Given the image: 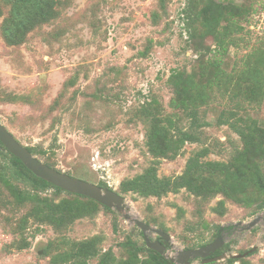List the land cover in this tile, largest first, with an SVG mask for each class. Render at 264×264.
Listing matches in <instances>:
<instances>
[{"label": "rangeland", "instance_id": "1", "mask_svg": "<svg viewBox=\"0 0 264 264\" xmlns=\"http://www.w3.org/2000/svg\"><path fill=\"white\" fill-rule=\"evenodd\" d=\"M195 1L201 5L206 0ZM217 1L230 3L236 12L242 5L252 10L242 20L248 34H237V44L229 47L223 60L227 69L241 67V57L251 47H264V0ZM23 7L29 14L20 20L18 11ZM35 7V0H0V122L21 143L36 149L33 154L43 162L95 184L107 183L125 197V209L99 206L62 228L31 220L23 235L12 233L1 210L0 264H48L44 247L64 236L77 241L100 235L102 252L110 249L123 259L128 237L144 242L138 219L172 236L168 258L177 259L180 250L209 243L218 231L226 254L220 264L231 257L237 258L234 264H264L260 206L264 194L258 188L251 186L247 201L239 202L222 193L202 200L186 188L162 197H143L120 187L153 160L141 111L145 102L153 100L164 115L178 114L183 125L189 123L172 104L173 74L195 71L202 76L200 60L215 40L200 31L196 38L189 37L183 19L186 0H57L56 12L48 20L39 18L42 9L31 12ZM232 104L215 87L213 100L202 107L210 122L203 127V141L186 143L177 157L161 159L158 174L182 173L189 156L205 146L210 148L205 160H230L243 141L218 117ZM248 111L264 125V100ZM0 160L8 164L1 152ZM15 182L30 189L21 180ZM42 194L57 200L67 196L52 189ZM24 212L3 210L10 219ZM258 216L257 224L246 229ZM148 235L159 237L152 231ZM22 237L30 244L19 250L15 245ZM140 256L146 258L148 252ZM99 259L92 257L86 264H98ZM192 264L201 263L197 259Z\"/></svg>", "mask_w": 264, "mask_h": 264}, {"label": "trees", "instance_id": "2", "mask_svg": "<svg viewBox=\"0 0 264 264\" xmlns=\"http://www.w3.org/2000/svg\"><path fill=\"white\" fill-rule=\"evenodd\" d=\"M35 1L37 7L30 8L31 12L37 8L36 14L42 9L38 13L42 20L50 19L56 12L53 8L57 0ZM237 7L240 10L236 12L235 6L222 1L206 0L199 5L195 0H186L183 19L189 37L196 38L200 31L203 35L211 36L215 40V46L208 47V54L200 60L199 74L202 76L195 71L173 74L175 96L172 104L189 119L187 126L179 121L178 114L164 115L153 100L142 105V115L148 124L146 145L153 155V160L141 173L121 182L122 192H134L143 197H162L186 188L202 200L222 193L239 202L247 201L246 190L251 186L264 194V125L248 111L253 106H260L264 100V47H251L241 57V67L237 64L232 69L223 66L229 47L237 44V34H248L242 20L252 10L247 5ZM28 14L27 7L18 11L20 20ZM247 76H250L251 80ZM215 87L222 96L229 98L233 103L229 110L222 111L218 122L228 124L240 136L243 146L237 148L228 161L205 160L204 157L210 152V148L202 147L189 156L182 173L160 176L158 166L161 159L177 157L186 143L203 141V127L210 122L202 113V107L213 100ZM27 147L32 153L36 150ZM0 150L8 161L6 164L0 160V211L2 210L4 219L9 220L12 225L13 234L23 235L31 220L62 228L94 213L99 206L110 209L90 197L66 191L38 177L17 156L8 151L1 141ZM38 151L46 153L43 149ZM45 163L58 169L48 160ZM15 179L25 182L30 189L23 188ZM99 185L111 188L105 182H100ZM48 189L54 190L56 195L65 193L67 196L57 200L43 195L42 192ZM220 204L223 206L224 202L220 201ZM260 206L264 208V197ZM22 209H25L24 213L11 219L8 213H3V210L18 212ZM178 210L182 214L183 209L179 207ZM215 235L217 237L219 232ZM21 240L23 243L15 245L19 250L30 244L23 237ZM102 241L100 235L77 241L65 236L59 237L49 241L43 249V255L49 256L48 264H86L90 258L96 256L100 257L98 264H176L149 248L145 239L141 244L128 237L123 242L127 253L123 259H117L110 249L102 252ZM142 251L148 252L146 258L140 256ZM217 253L221 254L222 248ZM236 260V257H231L224 264H234Z\"/></svg>", "mask_w": 264, "mask_h": 264}, {"label": "water", "instance_id": "3", "mask_svg": "<svg viewBox=\"0 0 264 264\" xmlns=\"http://www.w3.org/2000/svg\"><path fill=\"white\" fill-rule=\"evenodd\" d=\"M0 141L8 151L17 156L25 164V166L38 177L66 191L90 197L109 208H116L118 210L125 209V197L118 193L115 189L103 187L88 180L72 176L48 165L34 155L26 145L21 143L2 122H0ZM260 219L261 217L258 216L245 228H253ZM136 224L141 228L147 246L167 257V245L159 239H152L148 235V231L157 233L166 242H168V244L171 243L172 236L164 230L153 227L143 220H136ZM224 243L225 242L222 236L218 235L213 242L206 245L197 248H185L180 250L178 252L177 259L173 257L167 258L176 264H192L189 260L197 258L204 259L202 264L220 261L226 257V254L222 253L214 257L210 256L221 248Z\"/></svg>", "mask_w": 264, "mask_h": 264}, {"label": "flooded vegetation", "instance_id": "4", "mask_svg": "<svg viewBox=\"0 0 264 264\" xmlns=\"http://www.w3.org/2000/svg\"><path fill=\"white\" fill-rule=\"evenodd\" d=\"M161 238H162V237L159 236L157 239H159V240L162 241V242H165L164 244L168 245V242H166L163 238H162V239H161ZM216 238H217V237H216ZM216 238H215V239H216ZM215 239H214V240H215ZM214 240H213V241H214ZM213 241H212V242H213ZM221 248H222V247H221ZM221 248H219V249H221ZM219 249H218V250H219ZM218 250H217L215 253H213L210 257H214V256H217V255H220V254L217 253ZM221 254H222V253H221ZM197 259L200 260V263H201V264L203 263V260H204L203 258H197ZM197 259H193V260L190 259L189 261L192 262V261H195V260H197Z\"/></svg>", "mask_w": 264, "mask_h": 264}]
</instances>
